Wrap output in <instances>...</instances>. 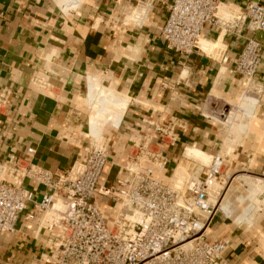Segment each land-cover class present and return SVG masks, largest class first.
I'll return each instance as SVG.
<instances>
[{"label":"crops","instance_id":"1","mask_svg":"<svg viewBox=\"0 0 264 264\" xmlns=\"http://www.w3.org/2000/svg\"><path fill=\"white\" fill-rule=\"evenodd\" d=\"M145 1L151 10L144 22L125 23L126 13ZM170 1L79 0L75 9L61 11L54 0H0V91H9L0 108V163L29 157L61 172L100 142L109 152L99 179L103 185L124 173L134 137L167 129L175 141L160 143L166 163L155 179L170 185L181 167L183 175L204 178L208 165L188 155L199 152L212 160L226 148V131L211 107L246 87L233 72L244 40L206 25L198 53L186 57L167 50L159 34ZM218 1L238 15L251 0ZM254 38L264 44L263 33ZM256 79L264 91V53ZM26 186L39 200L44 188ZM102 203L113 210L108 201ZM28 213L35 220H28ZM39 221V211L27 205L15 230L0 235V264L47 261L51 232ZM225 236L224 254L232 264H263L264 219Z\"/></svg>","mask_w":264,"mask_h":264},{"label":"built area","instance_id":"2","mask_svg":"<svg viewBox=\"0 0 264 264\" xmlns=\"http://www.w3.org/2000/svg\"><path fill=\"white\" fill-rule=\"evenodd\" d=\"M54 1L61 11L79 4ZM220 8L218 0H171L159 37L167 50L186 57L200 51L206 25L221 36L243 39L233 72L246 86L260 85L256 75L264 44L254 34H264V0H251L238 15L223 16ZM150 10V1L140 2L124 18L138 13L144 22ZM8 96L7 89L0 91V108ZM169 131L134 137L124 173L103 185L99 179L109 154L104 143L93 142L86 158L61 172L46 170L29 157H9L0 163V235L15 230L30 204L40 213L39 225L51 232L44 264H232L224 254L228 239H208L219 210V190L214 192L212 184L220 181L223 160L213 157L204 178L193 173L170 185L158 182L154 172L166 163L161 144L175 141ZM26 183L44 188L39 200ZM103 200L112 211L105 210ZM26 217L35 220L36 215Z\"/></svg>","mask_w":264,"mask_h":264},{"label":"rangeland","instance_id":"3","mask_svg":"<svg viewBox=\"0 0 264 264\" xmlns=\"http://www.w3.org/2000/svg\"><path fill=\"white\" fill-rule=\"evenodd\" d=\"M256 84L246 88V95L257 98L259 102L254 110L256 117L247 116L239 105L244 86L237 87L230 99L219 98L212 102L213 119L222 123L226 131V137H223L226 148L219 152L223 166L218 183V205H224L230 213L217 211L208 229L210 240L227 237L225 235L232 228L252 227L258 219H264V131L257 129L261 123L264 124V91L260 89L258 94L261 86ZM91 111L94 115L95 111L92 108ZM249 210L251 212L245 214ZM261 255L264 257V252Z\"/></svg>","mask_w":264,"mask_h":264},{"label":"bare ground","instance_id":"4","mask_svg":"<svg viewBox=\"0 0 264 264\" xmlns=\"http://www.w3.org/2000/svg\"><path fill=\"white\" fill-rule=\"evenodd\" d=\"M219 13L221 14V15H223V16H228V14H229V10H226V8L225 7H223V6H221V8H220V10H219ZM142 17H141V15L140 14H133V15H128L126 18H125V20H124V22L125 23H132V24H134V25H137V26H139L140 24H142L143 22H142ZM251 88V87H253L252 85H247L246 87H245V92H243L242 94H241V96H240V99H239V105L242 107V109H243V111L245 112V114L247 115V116H249V117H253L254 115H255V112H254V110L256 109V105H258V101H257V98H254V97H251V96H248V95H246V92H247V90L248 89H246V88ZM250 90H252V89H250ZM90 101H91V103H95V101L96 100H94V98L93 97H91V99H90ZM188 158H191V159H194V160H196V161H198V162H200L202 165H205V166H207V165H209V163H210V161H211V159H210V157L209 156H206L205 154H203V153H195V152H192V154L190 155H188ZM184 174V172H183V169H182V167L181 168H179V169H177L176 171H175V174H174V178H175V181H181L182 180V178H183V175ZM213 185V187H214V192H216V190L218 189V185L216 184V183H213L212 184ZM213 202H215L216 203V201L215 200H213ZM219 203V201H217V204ZM216 204V205H217ZM220 210H222V211H226V213L227 214H229L230 212L226 209V207L223 205H219V207H218ZM248 212H251V210H249V211H246L245 212V214H247ZM245 214H244V217H245ZM245 219V218H244ZM246 220V219H245ZM247 222H249V221H247ZM251 222V221H250Z\"/></svg>","mask_w":264,"mask_h":264}]
</instances>
